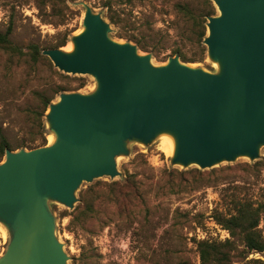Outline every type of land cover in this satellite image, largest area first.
Listing matches in <instances>:
<instances>
[{
	"label": "water",
	"instance_id": "95a60500",
	"mask_svg": "<svg viewBox=\"0 0 264 264\" xmlns=\"http://www.w3.org/2000/svg\"><path fill=\"white\" fill-rule=\"evenodd\" d=\"M202 43L212 72L176 54L154 65L149 53L111 37L109 23L83 3L71 51L44 48L60 71L88 74L90 93L60 92L45 113L50 144L6 148L0 161V223L8 242L0 264H67L49 202L72 209L83 182L119 175L127 142L171 134L172 165L210 168L260 157L264 146V0H213Z\"/></svg>",
	"mask_w": 264,
	"mask_h": 264
},
{
	"label": "rangeland",
	"instance_id": "374dc122",
	"mask_svg": "<svg viewBox=\"0 0 264 264\" xmlns=\"http://www.w3.org/2000/svg\"><path fill=\"white\" fill-rule=\"evenodd\" d=\"M42 1L0 0V31L11 24L13 43L25 52L29 43L41 48V57L35 62L28 53L13 56L0 50V128L12 150L29 149L40 142L39 122L45 130L44 145L51 143L49 135L54 140V134L47 129V108L43 115H38L42 106L34 92L43 91L52 97L50 102H55L60 92L54 91L60 85L72 88L61 92L90 93L96 87L91 75L60 71L42 54V49L63 38L66 42L58 48L65 50L71 43V36L82 29L83 3L104 17L114 39L131 38L128 41L145 44L147 48L139 52L149 53L154 65H162L176 54L181 60L180 53L188 58L198 57L196 47L187 39L185 23L174 7L177 2L192 0H110L112 12L122 19L121 25L109 21V11L102 6L105 0H47L48 6L41 12L38 6ZM214 8V14H218L215 5ZM49 13L53 15L46 16ZM181 61L192 67L217 70L206 46L200 59ZM33 138L35 143L29 145ZM127 148L128 154L116 158L119 175L83 182L76 191L74 208L81 203L80 193L97 181L124 182L129 177L138 190H124L125 196L115 202L102 195L108 191L106 187H98L102 190L95 191L100 198L95 202L94 215L88 217L73 213L74 208L49 202L55 234L68 256L67 264H200L198 241L229 237L214 216L233 211L234 195L254 200L264 195V146L254 161L239 156L204 169L196 164L172 165L171 156L160 145V136L146 145L128 141ZM3 158L4 155L0 161ZM260 159L262 164L251 166ZM194 168L204 176L189 171ZM259 227L264 233V216ZM8 238L5 226L0 223V255ZM246 259L234 264H264V253H250Z\"/></svg>",
	"mask_w": 264,
	"mask_h": 264
},
{
	"label": "trees",
	"instance_id": "16d2710c",
	"mask_svg": "<svg viewBox=\"0 0 264 264\" xmlns=\"http://www.w3.org/2000/svg\"><path fill=\"white\" fill-rule=\"evenodd\" d=\"M57 1V0H54ZM164 1V0H161ZM48 6L47 0L42 1L38 8L42 12ZM102 6L106 7L109 11V21L114 25H121L122 19L112 12V4L110 0L102 1ZM177 13L182 17L185 26L188 41L196 47L198 57L188 58L184 54L180 53V58L183 61H195L201 58L205 52V46L202 44V39L206 34V17L215 13V8L211 0H192V2H177L174 4ZM51 9H53L51 7ZM49 13L46 16H52ZM47 21V18L44 19ZM12 31L11 24L7 26L4 31H0V50L10 55L22 56L28 53L33 62L37 61L41 57V48L36 43H29L26 46L27 51L23 50L21 46L16 45L10 39ZM120 36V34L118 33ZM131 40V38H127ZM66 39L63 38L59 42L51 44L50 48H58L63 46ZM139 49L145 50L147 46L138 40H134ZM83 83H80L82 86ZM68 85H60L55 89V93H59L65 90H71ZM35 96L41 102V111L39 116L43 115L44 111L48 107L52 97L47 96L43 91L34 92ZM40 127V142L29 147L42 146L45 144V138L43 136L45 130L41 122L38 123ZM36 139H31L29 145L35 143ZM14 149L8 141L6 135L0 128V158L4 155L5 149ZM262 160L255 161L251 166L256 167L262 164ZM199 176H204L198 169L194 168L189 170ZM182 173V171L180 172ZM209 182V181H208ZM206 182V183H208ZM101 187H106L107 192L102 193L108 200L117 202L125 196L124 190H138L136 182L131 178H127L124 182L111 181L100 182L89 186L86 190L80 193L79 203L73 210L77 215L82 217H88L94 215L95 202L100 198V193L95 190ZM232 212L224 214L222 212L217 213L214 216L215 221L226 229L229 233V237L224 240H201L196 243L200 264H234L237 261H247L246 259L250 253H264V233L259 227L260 221L264 216V195L260 200L233 196L231 198ZM66 213V212H64ZM66 215V214H63ZM73 219V218H72ZM257 260V259H256Z\"/></svg>",
	"mask_w": 264,
	"mask_h": 264
},
{
	"label": "bare ground",
	"instance_id": "6f19581e",
	"mask_svg": "<svg viewBox=\"0 0 264 264\" xmlns=\"http://www.w3.org/2000/svg\"><path fill=\"white\" fill-rule=\"evenodd\" d=\"M72 49H73V46L71 43L65 47V50L67 51H71ZM52 141H53V138L51 135H49L48 142L50 143ZM160 145H162L165 148L166 153L168 155L170 156L173 155L174 150H175V140L171 134H168V133L161 134L160 135Z\"/></svg>",
	"mask_w": 264,
	"mask_h": 264
}]
</instances>
